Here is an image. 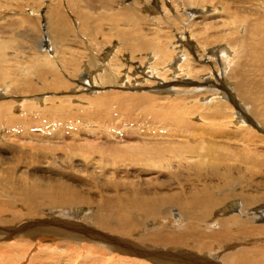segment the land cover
I'll return each mask as SVG.
<instances>
[{
  "label": "bare ground",
  "instance_id": "obj_1",
  "mask_svg": "<svg viewBox=\"0 0 264 264\" xmlns=\"http://www.w3.org/2000/svg\"><path fill=\"white\" fill-rule=\"evenodd\" d=\"M68 1H71V3L75 2V4H73L74 6L77 5L76 0L73 2L72 0ZM195 1L196 0H184L182 2L181 0H168L169 3H167L164 0H161L162 15H155L152 19L151 17L143 19V22L145 21L149 23L151 20L152 26L157 29L162 28L163 25H167L166 28L168 29V36L167 31L155 30V34L158 35V33H161L162 35L167 36L164 39H167L169 44L165 43V41L164 44H161L159 43L160 41L158 42L157 38L156 41H154V39L151 40L153 37L149 34L147 37L149 36L150 40H146L144 37L145 34L143 35V31L140 29L141 27L139 28V21L141 22L142 19L140 18H142V16L136 13L141 9L140 7L143 6V4L136 2L135 0H132L125 6L126 15L123 19L114 20L112 18H116L115 16H111L110 18L105 16L107 18L105 20H109L108 22H111L114 27L112 37L118 41L117 52L122 50L121 52H125V54L128 55V60H126L127 57H124V61L122 60L124 64L122 66L136 62V54L152 51L153 55L151 56V59L148 57V63L143 60L137 61L139 65L137 71H141L145 69V67L150 70L148 72L149 74L147 73L142 78L144 81L136 76V78L134 77L135 79H131L132 76L129 78L130 75L128 74L130 72L127 73V70L126 72L123 71L124 73H121L124 74L123 77L125 78V80H121L119 79V69L123 68L122 66L117 67V64L114 65L113 62L108 63L106 61L108 63V67H104L101 65L102 62L97 63L95 61L96 58L90 54L88 56L85 54L78 58L75 57L76 59H66L64 55L66 56L68 53L63 50L65 48L62 42L64 41V37L72 30L71 27V29L69 28L70 24L67 22V15L62 12L58 4H54L53 7L50 6L48 10L44 12L42 15L44 21L40 18V22H43L45 26L46 37H39V45H41V47H43L42 45L48 47L46 48L47 50H41L43 54L52 53L55 44L60 46V49H58V51L56 50L57 52H53L52 55L54 54V60L57 59L61 62L60 64L62 66L60 70L63 75H60L58 72L56 74L47 73V71L43 69L47 63H40L38 66H32L35 69L33 71L35 73L37 72L36 74L38 76L35 81L38 82L30 81L32 78L28 79L25 75L24 82H21L20 74H18L15 70L9 72L1 69L0 93L3 92V94H0V127L2 126V128L7 129L10 133L15 134L17 138H19L17 134L22 135L23 140L29 141L27 142V146L31 148L28 150H33V143L31 142H37L38 140H44L46 142L45 144H50L52 147L56 146L61 149L64 145V138L61 137L60 131L58 130L59 134H56L45 130L50 124H53L49 121L55 120L56 122H54H58L59 124V126L57 125L58 127H65L62 131L64 134H71L72 140L75 141V144H72V146L77 149H74L75 151L85 154V150L87 154V151H91V149L89 151V148H92L96 150L93 151V153L98 154V157L100 158L110 161L113 165H115V167L113 166L114 168L109 171L98 169V172L96 170L99 167H95V169L92 168V171H86L84 176L81 175L79 177V181H83L84 184H86V182H90L93 186L98 184L99 181L94 180V178L91 177H95L99 174L100 177L103 178L102 180L104 183L102 187L104 192L100 190V193L102 194L100 199L95 200L94 197H92L94 201H91L90 199L89 201L86 200L87 198L84 197L81 190L77 189L79 187L72 185L76 182V180L72 178V176L76 173L73 170V167L69 170L73 171L71 177L69 176L64 180H61L63 177H60L61 174L60 176L56 174L58 178L42 177L43 175H28V177L23 176V178L19 179L16 178L17 173H15V177L7 176V174L6 176H0V197L7 198V203H0V226L3 227L11 224L15 225L14 222L20 221L24 217H39L42 210H47L50 216L53 215L51 209L55 210L59 207H94V210L91 211L92 213L88 215V221L83 218L84 223L86 221V223L89 224V226L91 225V227H86L85 225L82 226V224L80 225L79 222H82L81 220H73V222H78V224L65 222V220L61 222H54V220H37L34 222H25L26 224L19 227L11 226L7 231H0L1 235L5 236L11 235L14 232H22L24 235L28 234V236H33L35 238L38 236L35 234L39 233H52L53 235L54 233L57 235L62 234V236L66 235L72 239L71 241H75L78 244L83 241L94 244L93 246L90 245V248L88 247L89 245L87 246L89 250H93L94 247H96L99 248V251L101 250V252L107 251L114 254L115 252H118L120 254L130 255L129 257L137 256L150 259L151 262H156L157 264H174L177 262H173L166 256L162 257L163 254L160 256L161 253H159V251H155V249L161 246L175 247L176 249L178 247H188L187 236L190 235V238H192L194 235L199 237V239L201 238V240L210 238L211 241L217 245L219 250L220 248H237L228 254L225 253L223 256L218 255L216 251L213 252V258L215 260L220 259L223 264H264V136L258 135V132L256 134L254 130L249 131L246 128L248 126L243 121L244 118H234V110L238 109L237 107H239L240 104H245L244 107L249 109V112L255 121L258 122V124L264 129V92L260 91L263 92L262 96L256 94L255 92L254 95H250V88L256 90L259 87V85L255 83V79L257 77H262L260 78L262 81L264 79V14H261V8L264 5V0H254L256 3H251L252 7H246V5H244L246 2L245 0L239 1L238 4H236L238 0H213L215 2L214 5H212V13L216 14L215 18L226 17L229 25L223 24L221 28L223 27L225 31L227 29L229 33L226 35L227 37L230 35L231 38L217 41L215 38L218 37L213 36L216 41V43L214 42L215 46L208 49L203 48L204 45L199 44L200 40L197 39L199 36L207 35L206 33L198 34V37H196L192 31H188L189 33L184 35L180 34V30L183 27L182 25L185 23L189 26L188 29H192L194 27L192 26L194 19L191 18H193L197 12L194 10V12H192V10H186L185 5L189 3V6L194 7ZM204 2L210 3V0H206ZM237 8H241L240 12H237L239 10ZM87 10L88 8L86 11ZM251 11H254V14H252ZM180 15L182 18H180ZM93 16L90 12L84 13V11H82L79 17L78 26H82L81 31L83 34L87 35V37L92 40L91 46L95 51L97 46L95 43H97L96 41L98 39L100 40L97 35L102 33V23L100 22H102L104 16H102L101 20H95ZM98 18L100 19V16ZM28 20L29 19H27V21ZM122 21L125 23L127 22L126 25H129L130 27L129 30H127L129 27H126L127 29L125 28L127 31L119 30L120 27L116 28L118 27L116 23H123ZM153 22L156 23L153 24ZM27 25L30 28L33 23H27ZM213 29H215L214 26L204 28L205 31H212ZM176 33L178 34L176 35ZM168 37H171L172 40L175 38L176 41L169 40L170 38L168 39ZM160 40H162V38ZM223 40L227 41L222 43ZM79 44L84 46L81 41ZM100 49L101 48L97 50L99 51ZM1 51L2 50L0 48V58H2ZM88 51L89 50H87V52ZM98 51L95 54H98ZM109 55L112 54L109 53ZM145 55H148V52L147 54L145 53ZM86 57H89V61L87 63H82L80 59H84ZM105 59H107V57H105ZM104 61L105 60H103V62ZM29 63L30 65L33 64V62ZM246 63H250L252 68L246 69ZM222 64L231 69V71L226 73V81L228 83L232 81L234 82L233 84H235L233 86V90H235V94L238 95L241 101L238 106L236 105V101L238 102L239 99L236 100L234 94L227 96L224 88L216 84L213 85L214 87L211 85L210 80L213 79L211 77H219V74L217 75L216 72L221 75V70L223 69H218L217 71L216 68H221ZM89 65L93 66L92 68L95 69L92 71L93 73L97 70H103L104 74L99 77V81L96 85L95 83H92V86L87 83V88H98L103 90L104 87L110 86L111 88H114L113 90H115L114 92L108 91L110 93L107 94H103V92L99 90H88L92 95L91 103L97 102V104H95V108L99 109L96 112L104 110V106H106L105 111H108L110 105H113L114 108H118L120 111L126 112L129 110L128 113H131L132 116H134L133 112H130L132 109H134L135 112L136 110H140V114L143 113L144 117L155 124L154 126H156V130L153 134L151 133L149 135L148 133V136L141 138V135H138V132H132L134 136L136 133V136L141 139L137 138V141H134L135 143L125 141L127 143L123 146H119V144L116 145L113 142L115 141L113 135L116 133L115 131L117 129H111L110 131H114L113 135L108 133V135L104 137L106 140L104 142H108V144H101L102 146L98 145V147H95L93 145L95 141H91L93 142V146H91V143L88 140L80 138V132L75 133L77 129L75 131H71L67 128L68 125L66 127L64 124L65 121L68 119H74L77 115L76 113L72 114L68 107H73L76 105V102L79 105L80 101L83 100L82 96L77 97L74 95L77 93L75 92V89L77 88L75 85L79 84L74 83V89L71 90L73 84L69 83L72 81H69L67 77H70L72 80H76V75H78L79 71L88 70V67H90ZM164 65H166L165 68L163 67ZM0 67H3V65H0ZM122 70L120 69V71ZM169 71L176 72V74L171 75ZM248 73L254 75L251 81L250 78L247 77ZM89 75L93 76L92 73H89ZM74 76L76 77L75 79ZM191 78L193 80H198L197 83L202 81L201 87L197 85L196 82L191 81ZM150 79H152V82ZM180 79H183L182 82ZM3 80L6 81L5 84H3ZM2 84L5 85V87L2 86ZM36 85H38L37 97L33 96L34 98L29 97V99L27 96H22L35 90ZM82 85H80L81 89L83 88ZM154 85L157 91L152 88ZM229 88L230 87H228V89ZM117 89H123L126 90V92L123 91L118 93V91L116 92ZM151 89L154 90L153 94L156 93L157 95V93L160 92L162 98H154L155 95H153V98L148 96L147 94L151 93V91H149ZM133 92L139 94H134ZM201 94H205V97L207 98H202L203 95L200 96ZM4 99L7 100L5 101ZM187 99H189L190 102H192V99H196L197 101L195 103L193 102V104H189L186 103ZM199 99L201 100L198 104ZM54 101H59L58 103L61 104L65 103L61 106L54 107ZM65 104H67V106H65ZM18 110H23L25 116L21 115L19 118L16 117V115H19ZM49 110H54V112L49 113ZM21 111L20 113L22 114ZM113 111L114 110H112V112ZM115 112L116 111H114V113ZM128 113L126 112V115ZM31 114L37 115L39 121H34L33 125L36 126V123H39L38 126L42 130L40 131L41 134L31 133V129L33 127L29 128L27 126L33 120H24V118ZM131 114L127 115L128 119H130L129 117H131ZM30 117H32V115ZM253 118H247V120L253 123ZM130 120L134 124L137 123L134 119ZM130 120L129 122H131ZM126 123L128 122L126 121ZM133 123H130V125H133ZM230 125L234 128V130H237H226L228 128L231 129ZM215 127L217 129L213 130ZM241 128H246V131L240 130ZM73 129H75L74 126ZM263 129H260L262 133H264ZM121 130L119 129L120 132ZM126 131L127 130H125L124 133H126ZM85 134L94 135V137L97 136L96 133L90 131ZM145 134L147 135V133ZM40 135L43 136L40 137ZM115 135H117V133ZM129 135L126 137L130 138L132 136ZM98 138L100 140L103 136L102 138ZM157 138H159L160 141H157ZM151 139H154V141H151ZM76 141L81 143L76 144ZM234 141L241 142L243 146H236V150L235 147H233V144H231ZM122 142L124 143L123 139ZM84 147L86 149H84ZM105 147H108L109 149L107 150ZM14 150L15 154H21L22 149L20 147H17ZM25 151L24 154L29 153ZM20 156H22V154ZM70 156L71 158H74L73 156L75 155L71 153ZM144 162H147L148 164L146 166L138 165V163ZM153 163L158 164L153 165ZM161 164H164L167 167L162 166ZM110 166L112 165L110 164ZM138 166L146 168L149 172L156 171L157 174L169 173L170 171L177 173L179 176L178 181H174L171 185L165 182H161V184L157 185L159 190H174L175 192L169 195L156 192L152 194H145L144 192H141L139 188V190L134 189L132 192H118L117 189L119 185L121 187H125V185H122L121 183H119V185H115L118 184L116 181L107 180L108 178L106 175L109 173L113 176L115 175V177L117 175L118 179H122L123 177L139 178L140 172L130 171L132 168ZM16 168L17 166H13L10 172L15 171ZM184 171L187 173L180 176L179 173ZM78 173H81V171H77V174ZM182 184H185L186 187L188 186L187 193H180L177 191L180 185L182 187ZM125 190L129 191L131 189L127 188ZM226 202L229 204L226 209H228L229 212L237 210V213H232L225 218L221 214L222 218H214L216 209L224 207ZM17 204L21 205V208L24 211L22 212L25 214L20 212V210H14L15 205ZM5 206L8 207V210L3 209ZM169 209H172L171 216L179 218V221L182 223L180 225L185 227V234H187V236H185V234L181 235L177 232H166V230L150 232L144 228L146 226L144 223L148 221H152L148 224V226L153 225V222L155 221L158 226L165 223L168 216H170L168 213ZM226 209H221V211L216 214L218 215ZM173 211L176 212L174 213ZM60 212L61 214L58 215H68V212L64 210ZM3 214H9L10 219H4L5 217L2 218ZM215 220H217V223L213 225L212 228H214V230L217 229V231L213 232V234L211 232L210 235H206L205 230L209 229L208 223L213 222L214 224ZM257 221H260V223L258 224ZM172 223L173 222H171V224ZM201 231L204 233H201ZM21 241L22 243L17 242V246H23V249H25L24 245L26 246L27 241ZM240 243H243L248 247H241L238 245ZM19 251L21 252L23 250ZM20 252L19 254L23 253ZM13 254L14 253H8L7 256L10 257L9 259L14 256ZM102 255L106 256L105 252ZM177 255L179 257L182 254L179 253ZM7 256H0V258L4 259ZM111 257L113 258V256ZM118 259L123 260L124 257H120ZM127 261L135 263L136 260ZM196 264H198V260L196 261Z\"/></svg>",
  "mask_w": 264,
  "mask_h": 264
},
{
  "label": "rangeland",
  "instance_id": "obj_2",
  "mask_svg": "<svg viewBox=\"0 0 264 264\" xmlns=\"http://www.w3.org/2000/svg\"><path fill=\"white\" fill-rule=\"evenodd\" d=\"M73 1L74 0H72V2ZM111 1H113V0H109V1L108 0H92V1H90V0H78L77 1L76 0L77 5L74 6L73 4H75V2L71 3V1H68V0H0V48L2 50L1 51L2 58H0V60H1L0 61L1 62L0 65H3V67H0V70L4 69V70H7L9 72L15 70L18 74H20L21 82H24V79H25L26 76H27L26 78H28V79L32 78V80H30L32 82H38V81H35L38 75L36 74L37 72L35 73L33 71V70H35L33 67L38 66L40 63H47L46 66L43 68L45 71H47V73H55L56 74L58 72L60 75H63L62 71L60 70V68L62 66L60 64L61 62L59 60H57V59L54 60V57H53L54 54L52 55L53 52H55L56 50L58 51V49H60V46L55 44V47L53 46L54 47V49H53L54 51L52 50V53H44L45 54L44 55L42 51L44 49L48 48V47H46L44 45H42L43 47H41V45H39V43H40L39 37H41V36L46 37V35H45L46 29H45V26H44L43 22H40V18H42V15L44 14V12L46 10H48V8L50 6L53 7L54 4H58L60 6L62 12L65 13V15H67L66 16L68 18L67 22L70 24L69 28L70 27L72 28L70 33H68V35L64 37V41L62 42L64 44V48H65L63 50H65L66 53H68V54H66V56L64 55V57L66 59H69V58L76 59V58L80 57L81 55L87 54V56H88L90 54V55H92L93 57L96 58L95 61L97 63L102 62L101 65H103L104 67H108V63H111V62H113L114 65L117 64L116 65L117 67L118 66L120 67V66L124 65L123 64L124 57L125 58L127 57L126 60H128L129 59L128 55L125 54V52L124 53L121 52L122 50L117 52V48H118L117 47V45H118L117 43H118V41L114 37H112V35H113L112 32H114V29H113L114 27L112 26L111 22H108L109 20L106 21L105 19L110 18L111 16H115L116 17V18H112L114 20L115 19L116 20L117 19H123L125 17V15H126L125 6L128 3H130L132 0H114L113 2H111ZM115 1H117V2H115ZM135 1L143 4V6L140 7L141 9L138 12H136V13L140 14L142 16V18H140V19H142L141 22L139 21V28L141 27L140 29L143 31L142 32L143 35L145 34L144 37L146 38V40L149 39V36L147 37V35L149 34L151 37H153V38H151V40L154 39V41H156V38H157L158 42L160 41L159 43L164 44V41H165V43L169 44V42H167V39H164V38H166L169 35L168 34V29L166 28L167 25H165V26L163 25L162 28L157 29L156 27L152 26L151 20H150V23L149 22H145V21L143 22L144 18L151 17V19H152V17H155V15L156 16H161L162 15L161 0H157V1L156 0L155 1L154 0H135ZM164 1L169 3L168 0H164ZM181 1L183 2L184 0H181ZM202 1L196 0L195 4H194V7L189 6L188 5L189 3L187 5H185L186 6V8H185L186 10H192V12L196 11L197 12V14H196L197 16L195 15L193 18H191V19H194L193 20L194 23L192 25L194 27L192 29H188L189 26L186 25V23H185L184 24L185 26L182 25L183 27L180 30V34L184 35V34L189 33V32L192 31V33L196 37H198L199 36L198 34L206 33L207 35L199 36L197 39L200 40L199 44H203L204 45L203 48L208 49V48H210L212 46H215L214 45V42L216 43L215 39L218 41V40L226 39V38L229 39L231 37H230V35H228V37H227L226 34L229 33L227 29L225 31V29L223 27L221 28V26L223 24L229 25L228 24V20H226V17L225 18L224 17L215 18L216 14L212 13V10H213V6L212 5H214L215 1L210 0V3L204 2L206 0H202ZM239 1H241V0H238L237 2L235 1L236 4H238ZM245 1L246 2L244 3V5H246V7H252L251 3H253V2L256 3L257 0L256 1H254V0H245ZM87 2H91V3H87ZM155 3H156V6H155ZM90 4H92V5H90ZM197 4H198V6H197ZM159 7H160V9H159ZM87 8H88V10L86 11ZM191 8H194V9H191ZM198 8H200V9H198ZM221 8H223V7H221ZM263 8H264V5L261 8V14H264V9ZM167 9H168V7H167ZM237 9H239L237 12H240L241 8H237ZM82 11H84V13L90 12V14L92 16L94 15L93 17H94L95 20H101L102 16H104L103 19H102V22H100V23H102V25H101L102 33L97 35V37H99L100 40L98 39L96 41L97 43H95L97 45L95 51L93 50V48L91 46V41L92 40L89 39V37H87V35L83 34V32L81 31V27L82 26L81 27L78 26L79 25V17L81 15ZM251 13L254 14V11H251ZM186 14H188V13H186ZM220 15H222V14H220ZM99 16H100V19L98 18ZM105 16H107V18ZM185 17H186V15H185ZM26 18L29 19V20L27 21ZM180 18H182L181 15H180ZM42 20L44 21L43 18H42ZM138 20H139V18H138ZM104 21H105V23H104ZM27 23H30V24L33 23V25L30 26V28H29ZM126 23L125 22H123V23L117 22L116 25H118V27H116V28L120 27L119 30L127 31V30L130 29V27H129V25H126ZM154 23H156V22H153V24ZM124 25H126V26H124ZM72 26H74V27H72ZM208 26H214L215 29H213L212 31H209V30L205 31L204 28H208ZM126 27H129V28L127 29ZM163 27H164V29H163ZM155 30L167 31V36L162 35L161 33H158V35H157V34H155ZM177 34L178 33H176V35ZM213 36H217L218 38L214 39ZM44 37H43V39H44ZM159 38L160 39L162 38V40H160ZM168 39L172 40L171 37H168ZM41 41H43V40H41ZM80 41H81V43H83L84 46H82V44H79ZM161 41H163V42H161ZM172 41H176V39L174 38ZM226 41L227 40H223L222 43H225ZM98 43H99V45H98ZM177 44H178V42H177ZM99 48H101V49L98 51L97 49H99ZM87 50H89V51L87 52ZM91 50H92V52H91ZM35 51H37V52H35ZM97 51H98L99 55L95 54V53H97ZM147 52H148V55H145V53L147 54ZM147 52H143L141 54H136L135 55L136 58L134 56L136 62H133V64L126 65L127 67L126 66H122L123 68H120V69L121 70L123 69V70L120 71V69H119V75L123 77L124 74H121V73H124L127 70V73L130 72L128 74V75H130L129 78H131V76H132L131 79H135L136 77H139L140 79H142L150 70L145 67V69L147 71L145 69H143L141 71H139V70L137 71V68L139 66L137 61L143 60V61L147 62L149 60L148 57L151 59V56L153 55L152 51H147ZM92 53H94V54H92ZM109 53H111L112 55H109ZM126 53H127V51H126ZM103 54L105 55V57H107V59H105ZM113 55H115V56H113ZM180 55L182 56L181 53H180ZM50 57L51 58L53 57L52 60H51ZM102 57H103V59H102ZM98 58H100V59H98ZM108 58H111V59H108ZM80 60L82 61V63H87L89 61V57L88 58L86 57V58L80 59ZM103 60H105V61L103 62ZM29 62H33V64L30 65ZM118 62H120V63H118ZM136 65H137V67H136ZM89 66L90 67H88V70H86V71L83 70L81 72L79 71L78 75H76L77 78L74 76V79L76 78L77 81L76 80H72L70 77H67L69 81H72V82L75 81L73 83L69 82V83L73 84V87H72L71 90L74 89V83L75 84H79V85H75V87L77 86V88L75 89V92H77V93L74 94V95H76L77 97L82 96L83 100L80 101L79 105L76 102V105H74L73 107H71V108L68 107L72 114H75V113L77 114L76 115L77 117L75 116L74 119L66 120L65 123H64L66 125V127L68 125L67 128H69L71 131H75L77 129V131H75V133H79L80 132L79 133V134H81L80 138L83 139V140H88L91 143V146L94 145L95 147H98V145L102 146L103 144H108V142H104V141H106L104 137L106 135H108V133H110V135H113L114 131H110L111 129H113V130L117 129L118 130V131L117 130L115 131L117 133V135H115L116 133H114L115 136L113 135L114 140H115L113 142L116 145L119 144V146H123L125 143H127L125 141H131V142L137 141V138H138L136 136L137 134L135 133V136H134V134H132V132L133 133L134 132H138L139 133L138 135H141V138L144 137V136H148V133H149V135L151 133L153 134L155 132V130H156V126H154L155 124L152 123L146 117H144L143 113L140 114V112H141L140 110H136V112H135V110L132 109L130 112H133L134 116H132L131 113H128L129 110L126 111L128 113L127 115L131 114L130 116L132 118L131 117H129V118L132 119V120L134 119V121L137 122L135 124L130 119L127 118L128 116L126 115L125 111H120L118 108H114L113 105H110L109 108L107 107L110 111L109 110L105 111L106 106H104V110L96 112L99 109V108H97V109L95 108V104H97V102L96 103H91L92 95L90 94L91 92H89L88 90H92V91L93 90H97V91L99 90V91L103 92V94L110 93L108 91L114 92L115 90H113L114 88H111L110 86L104 87L103 90L102 89H98V88L97 89L87 88V83L89 85L91 84L92 86H93L92 83H95V85H96V83H98V81H99L98 80L99 77L104 74L103 70H97V71H95L93 73L92 71L95 70V69L92 68L93 66H91V65H89ZM245 66H246V69H251L252 68L250 63H246ZM163 67L165 68L166 65H164ZM127 68L129 69V71H128ZM218 69L219 70L223 69V70H221V75H220V73L216 72L217 75L219 74V77H215V76L211 77V78H213V79L210 78L211 79L210 80L211 81V85L213 86L214 84H216V85L221 86L222 88H224L225 92L227 93V96H229L230 94H234L235 97H236V100L239 99L238 100L239 103L236 101V105L238 106L241 103V101H240V98L238 97V95L235 94V92H234L235 90H233L234 89L233 86L235 84H233L234 82H232V81H230L229 83L226 81V73L231 71V69H229V67L226 66V65L224 66V64H222L221 68H219V67L216 68L217 71H218ZM166 72H167V69H166ZM89 73H92L93 76H90ZM169 73H171V75L176 74V72H173V71H169ZM243 73H245V72H243ZM24 75H25V77H24ZM120 76H119V79L125 80L124 77L122 78ZM79 77H80V79H79ZM247 77H249L250 81H251V79L254 77V75L248 73ZM257 78L255 79V83H257V85H259V87H258L259 89L257 88L256 90H254V89L250 88V93H251L250 95H254L256 93V94H259L260 96H262L263 92H264V82H263L264 79L262 81V79H260L262 77H257ZM150 80L152 82V79H150ZM182 80H181V82H182ZM190 80L193 81V82H196V84L201 87L202 81H199L197 83L198 80H193L192 78ZM83 81H85V82H83ZM5 83H6V81L3 80V84H5ZM3 84H2V86L5 87V85H3ZM82 84H84V85H82ZM80 85L83 86L82 89H81ZM134 85H136V84H134ZM228 87H230V88L228 89ZM152 88L156 90L155 85L152 86ZM37 89H38V85H36V89L35 90L30 92L29 94L22 95V96H27V98H29V97L30 98L31 97L34 98L33 96L37 97V95H38L37 94ZM226 89H228V90H226ZM117 91H118V93L119 92L121 93L123 91L126 92V90H123V89L122 90L117 89L116 92ZM145 91H148V90H145ZM149 91H151L150 94H152V95L147 94L148 96L153 98V95H155L154 98L155 97L162 98V95L160 94V92H158L157 95H156V93L153 94L154 90L151 89ZM260 91H263V92H260ZM32 93H36V94H32ZM133 93L135 94L136 92H133ZM0 94H3V92H1ZM136 94H139V93H136ZM29 95H31V96H29ZM63 95H65V94H63ZM202 95L203 94H201L200 96H202ZM67 96H69V95H67ZM71 97H72V95H71ZM169 98H171V97H169ZM202 98H207V97H205V94H204ZM4 100L6 101L7 99H4ZM200 100L201 99L198 100V104H199ZM191 101L192 102H190V100L187 99L186 103L193 104V102L195 103L197 100L196 99H192ZM58 102L59 101H56V102L54 101L53 104H55V105H53V106L54 107H56V106L58 107V106H61L62 104L65 103L64 102V103L61 104V103H58ZM110 103H111V101H110ZM108 104H109V102H108ZM108 104H106V105H108ZM244 105L245 104H240V106L237 107L238 109L234 110V118L235 119H237L238 117H241L242 119L244 118L243 121L248 126L246 128L249 131H253L254 130V132L256 134L258 132V135L264 136V133H262L261 130H260V129H263V128L258 124V122L255 121V119L253 118V116L249 112V109L244 107ZM65 106H67V104H65ZM112 110H114L116 112L114 113V111L112 112ZM20 111L18 110L19 115H16V117H18V118L21 117V115L25 116L24 113H23V110L21 111L22 114L20 113ZM88 111H89V113H88ZM52 112H54V110H49V113H52ZM103 113H106L107 115L103 114ZM31 115H32V117H30ZM31 115L26 116L24 118V120H29V119L33 120L27 126L29 128L33 127L31 129L32 130L31 133L41 134L40 131H42V130L38 126L39 123H36L37 127L35 125H33L34 121H39V119L37 118V115L36 114H31ZM49 115H51V114H49ZM247 118H249V119L253 118V123L249 122L247 120ZM129 120L131 122H129ZM54 121L55 120H50L49 122H52L54 125L50 124L47 127V129H45V130H48L47 132H53V133H56V134H59L58 132L60 131L61 137L64 138L63 139L64 140V145L61 147V149H59L56 146L52 147V145H50V144H45L46 142L44 140H40V141L38 140L37 142L36 141L31 142V143H33V145H32L33 146L32 147L33 150H28V149L31 148V147L27 146L28 145L27 142H29V141L23 140L22 139V135L17 134L19 136V138H21V139H19V138L16 137L15 134L10 133L7 129L2 128V126L0 127V172H1L0 176H6V174H7V176L15 177V173H17L16 178H19V179L23 178V176L24 177H26V176L28 177V175L29 176L30 175H41V176L43 175L42 177H51V178L52 177L53 178L57 177L58 178V176H60V174H61L60 177L63 176L61 178V180H64L65 178H68L69 176L71 177L73 171L72 170L69 171V170L73 167V170L76 173L72 176V178H74L76 180V182L74 184H72V185L79 187L77 189L81 190V192L83 193L84 197L87 198V199L85 198L86 200L89 201V199H90L91 201H94V199L95 200L100 199V197L102 196V194L100 192L103 191V187H102L103 183H104L103 180H102L103 178H101L99 174H97V176H95V177H91V178H94V180H98L99 181L98 184L93 186V184L90 183V182H88V183L86 182V184H84L83 181H81V180L79 181V179H80L79 177L81 175L84 176V173H86V171H92V168L95 169V167H99L96 170L97 172L99 171L98 169H103L104 171H109V170H112V168H114L115 165H113V163H111L110 161H107L104 158L98 157V154L93 153V151H96V150H94L92 148H89V151L91 149L92 152L91 151L90 152L87 151V154L89 153L88 155L86 154L85 150H84L85 154L80 153L78 151H75L77 149H75L72 146V144H75V141L72 140L71 134H69V133L68 134H66V133L64 134L62 131L65 129V127H62V128H61V126L58 127L59 126L58 122L55 123L56 121L55 122ZM126 121L128 123H126ZM140 121H142V122H140ZM196 122H198V121H196ZM73 123H75V124H73ZM130 123H133V125L132 124L130 125ZM72 125L75 127V129H73ZM230 127H231V129L230 128H228V129L225 128V129L229 130V131L237 130V129L234 130V128H232L231 125H230ZM246 128H241L240 130L246 131ZM106 129H107V131H106ZM119 129L120 130L122 129L121 132L119 131ZM216 129L217 128L215 127V129H213V130H216ZM258 129H259V131H258ZM125 130H127L126 131L127 134L124 133ZM158 130H160V129H158ZM89 131L96 133L97 136L100 135L98 137L102 138V136H103V138L99 140V138L97 136L94 137V135L85 134L86 132H89ZM128 131H129V133H128ZM145 133H147V135ZM10 134H13V135H10ZM129 134L132 135L130 137L131 139L129 137H126ZM42 136L43 135H40V137H42ZM119 136H120V138H119ZM121 137H122L124 143L122 142ZM95 138L98 139L99 141L96 140ZM141 138H138V139H141ZM157 139H158L157 141H160L159 138H157ZM117 140H118V142H117ZM152 140L154 141V139H151V141ZM91 141H93V142L95 141L94 144ZM78 143H81V142L76 141V144H78ZM231 144H233V147H235L236 150H237L236 146H239V147L243 146L241 142H235L234 141ZM17 147H20L22 149V151H21L22 156H20L21 154L20 155L19 154L18 155L15 154V150L14 149H16ZM26 147H27V149H26ZM85 147H84V149H86ZM263 147H264V145H263ZM25 149H26V151H25ZM106 149L108 150L109 148L107 147ZM2 150H4V151H2ZM24 151L25 152H29V153H25L24 154ZM71 153L73 155H75V156H73L74 158H71V156H70ZM53 159H54V161H53ZM93 162H96V163H93ZM98 164H99V166H98ZM110 164L112 166H110ZM147 164H148L147 162L138 163V165H142V166H146ZM157 164L158 163H153V165H157ZM100 165H101V167H100ZM161 165L167 167L164 164H161ZM13 166H17V168H16L15 171L10 172L11 168ZM77 166L79 167V169H78ZM142 166L134 167V168H132L130 170L132 172H140L139 178H131V177H125L124 178L123 177L122 179H118L117 175L115 177V175L113 176V175H111V173H109L108 175H106V177L108 178L107 180L116 181L118 184H115V185H119V183H121L122 185H125V187H121L119 185V187L117 189L118 192H123V191L124 192H132V190H134V189L136 190L138 188L140 189L141 192H144L145 194H152V193L156 192V193H160V194L169 195V194H172V193L175 192L174 190H170V191L159 190L157 188V185L161 184V182H165V183H167L169 185L173 184L174 181H176V180L178 181V177L179 176H178L177 173H174L173 171H170L169 173L157 174L156 171L149 172V171L146 170V168H144ZM168 168H174V167H168ZM20 170H22V171H20ZM77 171H81V173L77 174ZM69 172H70V174H69ZM185 173H187V172H185V171L184 172H180L179 175L182 176ZM56 174H58V176ZM124 188L125 189L128 188V189H131V190L126 191ZM182 189H184V190H182ZM177 191L180 192V193L181 192L187 193L188 192V186L186 187L185 184H182V187L180 185V187L177 189ZM92 197H94V199ZM6 200H7V198L0 197V203H4L5 204V203H7ZM228 205H229L228 202H226L224 204L225 208L222 207V208L216 209V213L221 211V209H226ZM7 208L8 207H6V206L3 207L4 210H8ZM14 210H16V211L20 210V212L23 211L22 208H21V205H19V204L15 205V209ZM57 210H59V211H57ZM63 210L68 212V215H65V214L64 215H58V214H61L60 211H63ZM93 210H94V207H87V206L86 207H80V206L59 207L58 209H55V210L51 209V212L53 213V215H50V216H49L47 210H42L41 215L39 217H36V218H26V217H24L20 221L14 222L15 225L11 224V225H8L6 227L0 226V231H2V232L3 231H7V230L10 229L11 226L19 227V226H22V225L26 224L27 222H34V221H37V220H40V221H49V220L53 221L54 220V222H56V221L57 222H61V221L65 220V222H70V223H74V224H78V222H73V220L74 221L81 220L82 222H79L80 225L82 224V226L85 225L86 227H91V225L89 226V224H87L86 221H88L87 220L88 215H90V213H92L91 211H93ZM171 211H172V209H169L168 213H169L170 216L166 215V216H168V218L165 221V223L160 224L158 226V224H156L155 223L156 221H155V222H153V225H149L148 226V224H150L152 222V221L151 222L148 221V222L144 223V225H146L144 228H146V230L150 231V232H157L159 230H163V231L166 230V232H177V233H180L181 235L185 234L186 233L185 227L180 225L182 223L179 221L178 217L171 216V214H172ZM173 212L175 213L176 211H173ZM216 213H215V217L214 218L218 217L217 219H219V217L222 218L221 214L225 218V217H227L228 215H230L232 213L236 214L237 210H232V211L229 212V210L226 209L222 213H219L218 215ZM23 214H25V213H23ZM76 216H78V217H76ZM3 217H5L4 219H8V220L10 219L9 218V214H3L2 218ZM83 218H84V220H86L85 223L83 221ZM171 218H173V219H171ZM170 220H174V221H170ZM167 221H170V222H167ZM171 222H173V223L171 224ZM216 223H217V220H215L214 224H213V222H209L208 223L209 229L205 230V232H206L205 234L206 235H210L211 232L213 234V232L217 231V229L214 230V228H212L213 225H215ZM257 223L259 224L260 221H257ZM182 229L185 232H183ZM179 230H181V231H179ZM202 232L203 231H201V233ZM4 234H7V233H4ZM39 234H35V235H38L35 238L33 236L32 237L28 236V234L24 235V233H22V232L21 233L20 232H14L11 235H5V236L0 234V256L4 257V256H7L8 253H14L13 254L14 256L11 259H9L10 257H8V256L5 257L6 259L5 258L4 259L0 258L1 259L0 263L1 264H2V262H3V264H155L156 263V262L155 263L151 262L150 259L141 258V257H137V256L129 257L130 255H127V254L124 255V254H120L118 252H115V254H114V253H109L107 251H102L103 253L105 252L106 256H104V255H102L103 253L101 252V250L99 251V248L94 247L93 250H89L88 249V247L89 248L91 247L90 245H92V246L94 245L92 243H87V242L83 241L82 243L78 244L75 241H71L72 239L67 237L66 235L62 236V234H58V235L55 234V233H54V235L52 233H46L48 235L43 234V233L42 234L39 233ZM57 236H60V237H57ZM185 236H187V234H185ZM190 237H191L190 235L187 236V245H188V247H178L176 249L175 247H163V246H161L162 248L158 247L157 249H155V251H157V252L159 251V253H161L160 256H162V254H163L162 257L166 256L170 260H172L173 262L174 261L177 262V263H174V264H196L197 260H198V264H223L220 261V259L219 260H215L213 258V255H214L213 252L216 251L218 255L223 256V255H225V253L228 254V253H230V252H232V251L237 249V248L235 249L233 247L234 249L233 248H228V249L220 248V250H219L217 245H215L211 241L210 238H205V239L201 240V238L199 239V237L194 236V235L192 236V238H190ZM132 239H134V238H132ZM21 240L27 241V244H26L27 247L24 245L25 249H23V246H19V247L17 246V242L22 243ZM263 241H264V239H263ZM204 242H206V243H204ZM86 243H87V245H86ZM238 245L241 246V247L242 246L243 247H245V246L248 247L247 245H245L243 243H240ZM19 250H23V251L20 252ZM19 252L20 253L23 252V253L19 254ZM179 253H181L182 255L178 257L177 254H179ZM23 254H24V256H23ZM17 255H18V257H17ZM194 255H196V256H194ZM111 256H113V258ZM119 256L121 258L124 257V259H123L124 262H123L122 259L121 260L118 259V258H120ZM115 258H117V259H115ZM114 260H116V261H114ZM127 260H131V261L136 260V261L134 263V262H128ZM170 260H168V261H170Z\"/></svg>",
  "mask_w": 264,
  "mask_h": 264
}]
</instances>
